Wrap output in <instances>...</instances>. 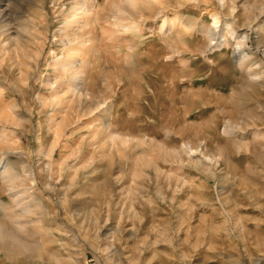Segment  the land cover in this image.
<instances>
[{
    "label": "rangeland",
    "instance_id": "1",
    "mask_svg": "<svg viewBox=\"0 0 264 264\" xmlns=\"http://www.w3.org/2000/svg\"><path fill=\"white\" fill-rule=\"evenodd\" d=\"M0 264H264V0H0Z\"/></svg>",
    "mask_w": 264,
    "mask_h": 264
},
{
    "label": "bare ground",
    "instance_id": "2",
    "mask_svg": "<svg viewBox=\"0 0 264 264\" xmlns=\"http://www.w3.org/2000/svg\"><path fill=\"white\" fill-rule=\"evenodd\" d=\"M77 9H78V8H77ZM87 17H88V16H87ZM213 18L216 19L215 16H213ZM77 22H78V21H77ZM182 23H183V21L181 22V24H182ZM132 26H133V25H132ZM129 28H130V27H129ZM85 43H86V42H85ZM81 45H83V43H81ZM81 45H80V46H81ZM78 47H79V46H78ZM79 48H80V47H79ZM76 51H77V49H76ZM72 52H74V50H72V51L70 52V54H71ZM72 55H73V54H72ZM66 66H68V65L65 64V65L63 66V68L66 67Z\"/></svg>",
    "mask_w": 264,
    "mask_h": 264
}]
</instances>
